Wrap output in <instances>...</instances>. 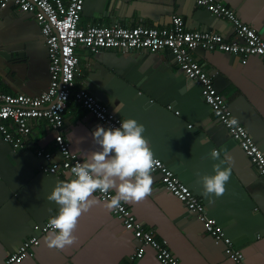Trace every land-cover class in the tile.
Wrapping results in <instances>:
<instances>
[{
	"label": "crops",
	"instance_id": "crops-1",
	"mask_svg": "<svg viewBox=\"0 0 264 264\" xmlns=\"http://www.w3.org/2000/svg\"><path fill=\"white\" fill-rule=\"evenodd\" d=\"M217 1L264 41V0ZM174 16L181 17L189 31L206 30L227 42L235 40L229 22L210 16L194 0H86L79 25L168 28ZM76 54L77 87L87 88L116 117L142 124L155 157L186 183L208 217L243 251L246 263L264 264V182L204 104L200 90L178 70L172 55L161 51L153 59L144 51L114 50L93 55L82 47ZM192 54L215 75L217 90L264 151V60L251 57L243 65L237 57L220 52L198 48ZM49 79L47 48L33 17L14 8L0 10V92L35 97L48 88ZM119 105L120 113H115ZM98 125L72 97L64 115V136L72 153L82 159L99 150L91 135ZM54 136L43 120L31 124L22 149H13L0 136V264L33 236L40 237L39 246L20 264H125L138 242L133 231L94 195L96 203L77 220L71 246L49 248L48 234L39 236L33 230L58 214V206L47 197L57 184L71 178L66 174L57 179L41 170L47 163L36 157L37 150L61 162ZM214 150L219 159L212 158ZM226 156L231 157L226 165L231 167V177L225 192L219 197L205 195L200 178L213 175ZM150 174L149 194L140 202L125 204L155 239L168 243L178 264H237L225 255L224 245L215 243L186 208L162 189L160 176ZM137 264L160 263L155 252L147 249Z\"/></svg>",
	"mask_w": 264,
	"mask_h": 264
},
{
	"label": "built area",
	"instance_id": "built-area-1",
	"mask_svg": "<svg viewBox=\"0 0 264 264\" xmlns=\"http://www.w3.org/2000/svg\"><path fill=\"white\" fill-rule=\"evenodd\" d=\"M86 0H0V10L14 8L17 12L30 15L41 30L47 48L49 60V85L38 96L23 94L11 95L0 92V136L4 143L13 149H22L23 143L31 133V124L45 121L54 133V145L61 157V162L53 160V155L45 150H37L36 157L47 164L41 167L44 173L57 179L70 173L72 167L83 160L70 150L64 136V115L72 97L87 110L97 123L104 128L118 127L122 119L109 111L84 86L77 87L79 59L76 50L85 48L97 55L106 51H119L122 54L144 51L153 59L161 51L172 55L175 65L182 75L200 90L202 101L215 116L219 125L233 139L255 168L264 182V151L258 146L253 136L236 118L233 110L221 96L215 85V75L209 74L193 56V51L200 48L208 52H220L240 59L244 65L251 57L264 60V41L250 26L242 23L234 11L217 0H194L198 7L210 16L229 22L235 32V40L227 42L214 32L199 30L189 31L183 19L174 16L168 28H149L139 26L125 27H87L79 23ZM137 95H141L138 92ZM179 116V113H176ZM189 128H192L190 125ZM154 157L151 173L160 176V185L181 203L195 219L196 225L210 235L215 243L224 245L225 255L237 264H247L246 257L234 241L228 238L214 219L208 217L202 202L193 194L177 173L166 163ZM106 203L114 196L113 192L93 194ZM112 215L124 227L133 231V251L125 264H137L147 249L155 252L160 264H178L166 241L157 240L148 232L144 224L137 221L125 203L112 210ZM50 219L42 225H35L33 230L39 235L50 232ZM38 236L25 241L21 247L9 256L5 264H20L39 246Z\"/></svg>",
	"mask_w": 264,
	"mask_h": 264
},
{
	"label": "clouds",
	"instance_id": "clouds-1",
	"mask_svg": "<svg viewBox=\"0 0 264 264\" xmlns=\"http://www.w3.org/2000/svg\"><path fill=\"white\" fill-rule=\"evenodd\" d=\"M115 107V113H120ZM145 127L134 119L119 121L118 127L97 126L92 139L99 150L83 156V162L71 168L67 181L55 186L47 199L58 206V214L50 218V232L45 238L49 248L62 250L75 243L73 235L78 218L96 203L93 196L115 192L105 207L111 211L124 203H136L150 192L153 152L144 136ZM219 159L218 151L212 152ZM231 157L226 156L214 167V174L203 176L200 182L205 195L219 197L231 177Z\"/></svg>",
	"mask_w": 264,
	"mask_h": 264
}]
</instances>
